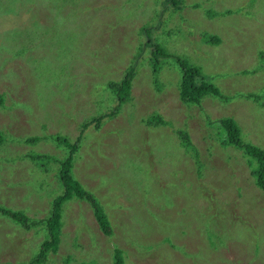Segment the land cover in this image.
<instances>
[{"label":"rangeland","instance_id":"1","mask_svg":"<svg viewBox=\"0 0 264 264\" xmlns=\"http://www.w3.org/2000/svg\"><path fill=\"white\" fill-rule=\"evenodd\" d=\"M176 57L219 94L184 100ZM132 66L117 109L111 85ZM229 118L264 150V0H0V208L27 217L0 212V264L50 242L33 264H114L116 250L124 264H264L258 163ZM71 147L80 186L53 239Z\"/></svg>","mask_w":264,"mask_h":264},{"label":"trees","instance_id":"2","mask_svg":"<svg viewBox=\"0 0 264 264\" xmlns=\"http://www.w3.org/2000/svg\"><path fill=\"white\" fill-rule=\"evenodd\" d=\"M181 4V3H180ZM150 43V41L148 42ZM152 47V55L155 54V56L160 58L159 56L165 55V52L159 45H154L153 43H150ZM176 60L181 66L182 70V95L181 97L186 101H192V102H200L202 96L213 93L215 95L219 94V90L216 87L206 86L202 82L197 81V74L199 73V70L192 66H187L188 64L186 62H183L179 57H176ZM159 68V62L155 65L154 70L157 71ZM135 73V68L132 66L128 72L125 75V78L121 83L116 84L113 83L111 87H115L117 89V96L119 103L116 106L118 109L120 105H122L123 99L126 97L125 91H129L132 79ZM114 89V88H113ZM115 90V89H114ZM156 120H160L159 117H155ZM223 125L227 128L229 132V138L230 143L234 142L236 145H238L240 148H244L247 153H249L253 158L256 159L258 163V167L253 170V175L255 176V182L258 187L264 190V150L252 145V144H246L242 141L240 138L239 129L236 126V124L233 122L231 118L221 120ZM88 127V126H87ZM86 127V128H87ZM180 132V131H179ZM178 132V133H179ZM181 138L190 144L189 135L183 131L180 132ZM78 147H71L70 154L67 155L64 159L60 162V180L64 186L63 193L59 195V197L56 199L55 204L57 207H55V214L53 219L56 222L55 228L52 230L50 229V236L53 239H59L61 236L62 228H61V203L65 201L67 198L71 197L73 195V189H76V186H80L79 182L74 179V175L71 174V169H73L72 160H74L75 153L77 151ZM190 149H193V147H188ZM69 153V152H68ZM32 161H41L43 158V155L40 154H29ZM80 197H84L83 199L87 200L90 205L92 206L95 217L97 219L98 224L100 225V228L107 236L112 235V228L110 225V219L106 215V213L103 211L102 207L99 203H97L94 199L95 197L89 192L85 191L83 193H77ZM0 212L9 215L18 221L22 223L23 226L26 225L27 217L22 216L19 214H16L10 210L2 209L0 208ZM50 222V221H49ZM40 221H33V224L39 225ZM51 242L49 244L44 245L43 248H41L38 255L35 257V259L30 263H24V264H33L34 262L38 261V259L44 258L46 252L51 249ZM115 263L114 264H124V259L121 254L120 250H116L115 252Z\"/></svg>","mask_w":264,"mask_h":264},{"label":"crops","instance_id":"3","mask_svg":"<svg viewBox=\"0 0 264 264\" xmlns=\"http://www.w3.org/2000/svg\"><path fill=\"white\" fill-rule=\"evenodd\" d=\"M31 161V160H30ZM61 181V180H60ZM62 190H63V188H62ZM99 201V200H98ZM91 206V205H90ZM100 206L102 207V209H103V211L106 213V211L104 210V208H103V206H102V204L100 203ZM91 208H92V206H91ZM92 210H93V208H92ZM93 214H94V217H95V213H94V210H93ZM106 215L108 216V214L106 213ZM95 219H96V217H95ZM96 221H97V219H96ZM98 223V222H97Z\"/></svg>","mask_w":264,"mask_h":264}]
</instances>
